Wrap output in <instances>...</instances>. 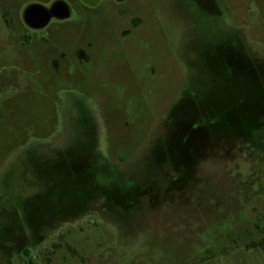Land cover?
<instances>
[{
  "label": "rangeland",
  "instance_id": "obj_1",
  "mask_svg": "<svg viewBox=\"0 0 264 264\" xmlns=\"http://www.w3.org/2000/svg\"><path fill=\"white\" fill-rule=\"evenodd\" d=\"M51 1L0 0V264H264V0Z\"/></svg>",
  "mask_w": 264,
  "mask_h": 264
},
{
  "label": "water",
  "instance_id": "obj_2",
  "mask_svg": "<svg viewBox=\"0 0 264 264\" xmlns=\"http://www.w3.org/2000/svg\"><path fill=\"white\" fill-rule=\"evenodd\" d=\"M82 3L89 7H95L100 0H81ZM68 8L63 6V3L58 1L53 6L46 10L39 5H31L25 9L22 15L24 24L34 30L44 28L48 22L54 18L57 20H64L69 17Z\"/></svg>",
  "mask_w": 264,
  "mask_h": 264
},
{
  "label": "flooded vegetation",
  "instance_id": "obj_3",
  "mask_svg": "<svg viewBox=\"0 0 264 264\" xmlns=\"http://www.w3.org/2000/svg\"><path fill=\"white\" fill-rule=\"evenodd\" d=\"M58 1L62 2V3H63V6H65L66 8H68V11H69V13H70V8H71V6H72V0H52V1L49 2V3L35 2V3H31L30 5H28V7L31 6V5H39V6L43 7V8H45L46 10H48V9H50V8L53 6V4H54L55 2H58ZM79 1H80V3H81L83 6H85V7H89V6L85 5L84 3H82L81 0H79ZM26 8H27V7H26ZM90 8H92V7H90ZM52 19H54V18H52ZM28 28H29V27H28ZM30 29H31V28H30ZM33 30H34V29H33ZM25 254H28V252L25 251Z\"/></svg>",
  "mask_w": 264,
  "mask_h": 264
},
{
  "label": "crops",
  "instance_id": "obj_4",
  "mask_svg": "<svg viewBox=\"0 0 264 264\" xmlns=\"http://www.w3.org/2000/svg\"><path fill=\"white\" fill-rule=\"evenodd\" d=\"M94 140H95V135L91 134V136L89 137L88 141L89 142L90 141L94 142Z\"/></svg>",
  "mask_w": 264,
  "mask_h": 264
},
{
  "label": "trees",
  "instance_id": "obj_5",
  "mask_svg": "<svg viewBox=\"0 0 264 264\" xmlns=\"http://www.w3.org/2000/svg\"><path fill=\"white\" fill-rule=\"evenodd\" d=\"M253 131L250 132V134L252 133ZM260 245L264 248V240L261 241Z\"/></svg>",
  "mask_w": 264,
  "mask_h": 264
}]
</instances>
